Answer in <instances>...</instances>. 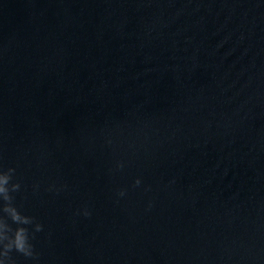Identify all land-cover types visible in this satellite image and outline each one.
<instances>
[{"label": "water", "instance_id": "water-1", "mask_svg": "<svg viewBox=\"0 0 264 264\" xmlns=\"http://www.w3.org/2000/svg\"><path fill=\"white\" fill-rule=\"evenodd\" d=\"M0 167L15 264H264V0H0Z\"/></svg>", "mask_w": 264, "mask_h": 264}, {"label": "clouds", "instance_id": "clouds-1", "mask_svg": "<svg viewBox=\"0 0 264 264\" xmlns=\"http://www.w3.org/2000/svg\"><path fill=\"white\" fill-rule=\"evenodd\" d=\"M14 172V168L0 167V264H15L11 255L13 251L28 258L35 257L32 239L36 232L43 229L42 224H33L34 218L21 213L13 203L12 193L21 187L19 182H13ZM135 183L139 185L140 179L137 178ZM119 195L123 196L124 190ZM89 214L87 210L84 211V215ZM9 219L16 225L14 228L8 223ZM28 225H33L34 231L30 232Z\"/></svg>", "mask_w": 264, "mask_h": 264}]
</instances>
